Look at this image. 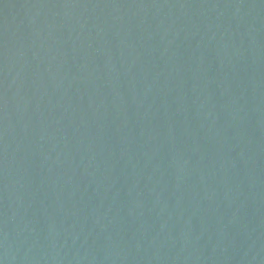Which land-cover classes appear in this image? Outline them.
Listing matches in <instances>:
<instances>
[{
  "label": "water",
  "instance_id": "water-1",
  "mask_svg": "<svg viewBox=\"0 0 264 264\" xmlns=\"http://www.w3.org/2000/svg\"><path fill=\"white\" fill-rule=\"evenodd\" d=\"M0 264H264V0H0Z\"/></svg>",
  "mask_w": 264,
  "mask_h": 264
}]
</instances>
